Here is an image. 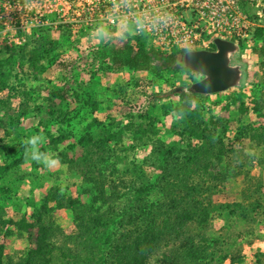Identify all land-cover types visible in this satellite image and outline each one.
Returning a JSON list of instances; mask_svg holds the SVG:
<instances>
[{
	"label": "trees",
	"instance_id": "16d2710c",
	"mask_svg": "<svg viewBox=\"0 0 264 264\" xmlns=\"http://www.w3.org/2000/svg\"><path fill=\"white\" fill-rule=\"evenodd\" d=\"M39 30L25 50L0 47V180L30 164L24 199L9 197L14 206L22 202V211L17 217L0 213V239L22 245L7 251L0 241V264H244L243 232L216 234L214 222L248 223L264 208L260 181L251 175L254 164L264 169V25L255 28L250 45L242 44L261 58L258 81L229 88L233 94L223 104L215 101L219 109L209 105L211 94L190 89L197 72L185 67V51L163 52L144 34L132 37L137 45L112 48L105 68L149 72L151 86L158 87L136 114L122 117L111 111L113 97L136 80L83 91L74 79L66 89L52 88L47 105L37 102L35 83L54 67L69 69L62 40ZM69 34L62 29L60 37ZM162 83L170 93L162 94ZM102 97L107 105L100 116ZM29 117L37 124L21 129ZM165 118L169 135L162 133ZM41 132L49 141L41 151L58 155L62 167L46 169L25 158L22 141ZM144 144L150 150L139 161L135 148ZM144 165L156 172L154 179ZM236 178L241 197L215 200ZM62 205L69 206L71 231L56 214Z\"/></svg>",
	"mask_w": 264,
	"mask_h": 264
},
{
	"label": "rangeland",
	"instance_id": "374dc122",
	"mask_svg": "<svg viewBox=\"0 0 264 264\" xmlns=\"http://www.w3.org/2000/svg\"><path fill=\"white\" fill-rule=\"evenodd\" d=\"M241 3H245L242 9H245L244 11L249 15L254 25L249 26L250 32L248 33L250 34V38H244L238 50L231 54L230 57L232 64L241 66L242 77L239 84L245 82L246 87L249 88L254 81H258L257 75L260 73L259 62L261 58L248 46L246 49L242 48V44L250 45L252 42L251 35L255 28L264 25V0H242ZM75 4L73 0H0V47L15 45L17 48L25 50L24 48H27L32 40L34 30L40 29L36 33L42 30L48 31L50 36L58 37L62 40L64 49L62 58L64 59V63H67L65 67L69 69L61 71L62 66L54 67L52 71L46 72V80L35 83L37 89L35 95L38 98V103L47 105L48 101L45 98L52 88L59 87V89H66L72 84L71 81L74 79H77L75 85L80 83L83 86V91L92 90L94 86L105 87L106 85H113L116 88L119 85L125 86L126 83L130 82L132 85V82L136 80L138 81L137 84L129 87L125 86L127 88L126 93L113 97L116 102L113 103V108L111 109L119 117H122L126 113L136 114V111L146 105L152 91H158V87L151 86L150 84L152 74L142 71H130L127 68H122L119 71L105 68L108 62L107 59L104 60V57H107L108 51L112 48L127 47L129 44L137 45L132 38L135 34L128 27H108L102 25L96 29L88 28L83 25L85 22L78 21L79 17L76 15ZM68 28L70 30L69 37H60L62 29ZM213 36H215L214 33L207 36L211 49L215 48L214 44L211 43ZM129 38L131 39L129 40ZM149 40L150 44H152L150 38ZM99 49L102 51H98ZM96 52L98 53L94 55ZM158 61L157 59H153L152 63L156 64ZM90 72L91 74H89ZM182 75L184 77L185 73ZM192 75L196 81L202 77L199 73H192ZM189 82L191 83L190 79ZM160 86L163 89L162 94L170 93L171 88L165 83H162ZM62 91L64 92V90ZM231 94H233L232 89L211 93L208 103L214 109H219V104H223ZM5 95L6 91L3 92V96ZM68 95H71V93H68ZM216 100L220 101V103H215ZM15 103L16 101L13 100L12 104L14 105ZM106 105V98L102 97L101 109L103 110L98 113L100 116L105 112L104 108ZM117 105L118 107H116ZM223 115L227 116L229 114L224 112ZM36 124L37 118L29 117L20 128L30 129L32 125ZM235 124L234 120L231 121V125ZM169 125V118H165L162 126L163 134L169 135V131L167 130ZM231 144L239 146L240 142L234 141ZM149 150V144L138 146L135 148V155L139 161H142ZM143 169L151 179L157 176L150 166L144 165ZM251 169V175L255 181H260V192L264 195V169H259L257 164H254ZM29 172L30 164L26 163L0 180V192L4 196L0 200V213L3 215L17 217L22 211V202L19 203V206H14L10 203L16 194L18 197L24 199V196H22L23 188L26 187ZM47 186L36 192V199H39L42 193L46 192ZM2 187H8L10 189L9 192L4 194L6 190ZM225 187L226 189L223 193L214 196L215 200H233L241 197L239 178L228 180ZM56 214L66 231H71L73 224L69 206H60L56 210ZM214 223L216 224L214 231L216 234H221L224 228L229 229L230 238V235L236 236L240 230L243 232V238L240 241L243 244V253L246 256L244 264H251L256 259L261 264H264V239H262V236H264V208H258V210L253 212L248 223L242 220H234L228 227L224 222L219 220H216ZM254 235L260 238H253ZM0 241H4L7 251H10L12 248L21 247L22 245V242H14L12 239L5 240L1 238ZM248 242H251V244H247Z\"/></svg>",
	"mask_w": 264,
	"mask_h": 264
},
{
	"label": "built area",
	"instance_id": "2783aa9c",
	"mask_svg": "<svg viewBox=\"0 0 264 264\" xmlns=\"http://www.w3.org/2000/svg\"><path fill=\"white\" fill-rule=\"evenodd\" d=\"M73 1L78 21L88 28L128 27L134 34L147 35L162 51L211 49L207 39L211 33L215 34L211 43L221 37L240 47L254 25L242 9V0Z\"/></svg>",
	"mask_w": 264,
	"mask_h": 264
},
{
	"label": "water",
	"instance_id": "95a60500",
	"mask_svg": "<svg viewBox=\"0 0 264 264\" xmlns=\"http://www.w3.org/2000/svg\"><path fill=\"white\" fill-rule=\"evenodd\" d=\"M214 49H195L184 52L185 67L202 77L190 85V89L203 94L225 91L237 86L242 77V69L231 63V54L238 46L231 40L221 37L213 39Z\"/></svg>",
	"mask_w": 264,
	"mask_h": 264
},
{
	"label": "clouds",
	"instance_id": "9594fccd",
	"mask_svg": "<svg viewBox=\"0 0 264 264\" xmlns=\"http://www.w3.org/2000/svg\"><path fill=\"white\" fill-rule=\"evenodd\" d=\"M48 142L47 136L42 132L24 139L22 141V147L25 158L42 165L46 169L62 167L63 165L58 155H53L51 152L41 151L42 145Z\"/></svg>",
	"mask_w": 264,
	"mask_h": 264
}]
</instances>
